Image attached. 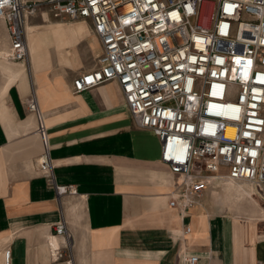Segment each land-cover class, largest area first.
Instances as JSON below:
<instances>
[{"label":"built area","instance_id":"obj_1","mask_svg":"<svg viewBox=\"0 0 264 264\" xmlns=\"http://www.w3.org/2000/svg\"><path fill=\"white\" fill-rule=\"evenodd\" d=\"M42 11L90 24L101 52L72 92L118 84L134 127L160 143L173 177L169 208L185 213L227 181L250 184L264 202V0H0L9 61L28 66L25 25ZM25 106L42 144L38 171L57 197L77 195L54 182L33 89ZM54 232L64 239L54 264H73L63 218ZM2 255L9 264L10 250ZM197 260L184 255L180 264Z\"/></svg>","mask_w":264,"mask_h":264},{"label":"crops","instance_id":"obj_2","mask_svg":"<svg viewBox=\"0 0 264 264\" xmlns=\"http://www.w3.org/2000/svg\"><path fill=\"white\" fill-rule=\"evenodd\" d=\"M8 44L0 20V48L7 52ZM52 48L58 51L51 45L49 53ZM78 75L62 77L67 92L42 79L37 97L31 75L0 96V264L5 249L9 264H54L53 249L64 242L54 232L61 218L73 264H180L184 255H195L196 264H264L257 201L237 191L233 197L207 194L185 213L169 208L173 177L160 162L156 136L134 127L116 82L74 94ZM31 89L46 128L54 182L73 186L75 196L57 197L38 171L42 144L36 115L25 106ZM217 198L245 200L249 217L217 211Z\"/></svg>","mask_w":264,"mask_h":264},{"label":"rangeland","instance_id":"obj_3","mask_svg":"<svg viewBox=\"0 0 264 264\" xmlns=\"http://www.w3.org/2000/svg\"><path fill=\"white\" fill-rule=\"evenodd\" d=\"M78 21L82 22L81 19L77 21H55L52 19L47 20L46 16H44V11H42L31 21V23H28L26 27V31L27 28L29 29V31L26 32L28 42L33 36L35 38L38 37V39L41 41L38 47L37 61L35 62L32 71L28 73L29 80L32 75L33 83H35V77L37 75L40 80L44 79L45 84L55 87V89L58 91H66L67 86L62 79L63 76L69 77L70 72L73 75H78L81 72L83 73L90 70L94 66L97 61L100 45L97 37L91 30L90 24L86 22V27L81 23L75 27H59V24L52 23L65 22L68 24V26H70L79 23ZM85 35H87V38L79 41V38ZM51 45L56 46L58 51L52 48L50 49V54L48 47ZM72 47L76 48L71 51L70 48ZM9 62L17 64L21 67L25 65L24 63H16L12 61ZM48 73L50 77H53L52 80L48 78ZM8 89V78L0 72V96L3 97ZM248 185H240V187L232 185L229 188L234 191L235 196L236 191L244 190L248 192V187L252 188L250 184ZM227 188L228 187L226 185H224V187L222 186V188L221 186L214 185L206 191L205 196L210 194L213 197H223L225 194H228L229 196L233 197V192H227ZM237 195L236 197H238ZM253 198L259 204V208L257 209L261 214L260 219H264L263 213L260 210L261 208L264 209V202L259 200L256 196H253ZM246 204L247 202L243 199L238 201L233 200L231 202H222L221 199L217 198V206H215V208L217 211H225L234 217L247 220L249 216L247 212H245V210H247ZM252 211L254 210H250V212ZM253 223L255 222L253 221ZM258 224L264 230V222H258Z\"/></svg>","mask_w":264,"mask_h":264},{"label":"bare ground","instance_id":"obj_4","mask_svg":"<svg viewBox=\"0 0 264 264\" xmlns=\"http://www.w3.org/2000/svg\"><path fill=\"white\" fill-rule=\"evenodd\" d=\"M52 23L59 24V25L60 24H65V22H52ZM26 25H25V33L29 31L28 28H27V31H26ZM40 43H41V41L38 39V37L35 38L34 36L30 39L29 42L27 40V47H28V62L27 63H28V66H26V64H25L23 67H21V66H19L17 64L10 63L9 60L6 58V55H7L6 49L5 48L4 49L3 48L0 49V72L4 76H6L8 78V88L10 86H12V84L16 83L21 78H27L28 79V73H30L32 71L33 66L35 65V62L37 61V58H38V47H39ZM20 65H22V64H20ZM35 82L37 83V87L34 90H35L36 96L38 97V91H39V88L42 85V80H40V78L36 75ZM224 185H226L228 187L227 190H226L227 192H234L229 187H231L232 185H236V186L240 187V185H248V184H246V183L242 184L241 182H233V181H227V182H223L222 184H219V186H221V188H222V186L224 187ZM248 190H249L248 192L244 191V190H240L238 192L241 195L248 196V197H253V195H252L253 189L251 187H248ZM236 194H238L237 191H236ZM250 200H252V199H250ZM260 210H261V212L263 213V216H264V209L261 208ZM254 212H255V210L252 211L251 214L254 213ZM253 221H254L253 219H250V222L253 223ZM55 247H57V246H55Z\"/></svg>","mask_w":264,"mask_h":264}]
</instances>
